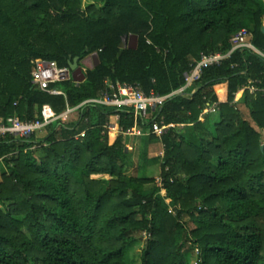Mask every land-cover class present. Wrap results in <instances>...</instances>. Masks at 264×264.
Returning <instances> with one entry per match:
<instances>
[{
	"label": "trees",
	"instance_id": "16d2710c",
	"mask_svg": "<svg viewBox=\"0 0 264 264\" xmlns=\"http://www.w3.org/2000/svg\"><path fill=\"white\" fill-rule=\"evenodd\" d=\"M263 16L258 0H0V123L32 120L44 104L63 113L106 79L169 95L242 29L264 52ZM75 57L77 85L51 83L62 91L52 95L32 83L36 60ZM157 114L172 126L141 138L162 144L161 186L124 175L118 129L133 119L122 110L84 104L43 138L0 136V264H264V59L233 50Z\"/></svg>",
	"mask_w": 264,
	"mask_h": 264
},
{
	"label": "built area",
	"instance_id": "2783aa9c",
	"mask_svg": "<svg viewBox=\"0 0 264 264\" xmlns=\"http://www.w3.org/2000/svg\"><path fill=\"white\" fill-rule=\"evenodd\" d=\"M250 33L246 29L240 30L238 33L231 37L233 43L232 49L223 52H213L209 54H201L200 59L195 61L194 66L189 72L184 73L186 84L178 90L170 93L169 95H158L154 92L146 94L141 86L137 83H125L119 81H111L106 79L103 89L100 90L99 96L90 98L76 107H68L63 113L56 114L48 104L42 105L40 115L32 120H20L16 116H10L4 123H0V136H15L21 138H30L37 132H42L46 126L58 119L63 120L74 112L78 107L84 104H100L112 107L116 112L122 110L133 119L131 127L125 130L119 128L118 130L127 136H147L154 135L160 138L166 133L171 124H166L162 116L158 117L157 109L163 101L173 94L181 93L186 86L191 82L198 79L202 73V68L209 65H217L226 58L230 53L237 48H245L257 53L264 59V52L257 49L249 40ZM72 71L69 67L58 66L54 60H36L31 69V81L40 90L47 91L49 94H62L60 89H49L51 83L61 82L72 79ZM75 85L79 81L74 79ZM213 110V109H212ZM211 111V110H210ZM151 121H148L149 116H154ZM119 119V115H114V121ZM142 123V126L140 124ZM108 133L116 130L113 121L108 122ZM85 131H82L76 138L83 137ZM161 186V179L158 181Z\"/></svg>",
	"mask_w": 264,
	"mask_h": 264
},
{
	"label": "rangeland",
	"instance_id": "374dc122",
	"mask_svg": "<svg viewBox=\"0 0 264 264\" xmlns=\"http://www.w3.org/2000/svg\"><path fill=\"white\" fill-rule=\"evenodd\" d=\"M264 6V0H258ZM263 25H264V16H263ZM85 60V59H84ZM82 60L81 63L84 61ZM84 66V65H83ZM88 66H92L89 64ZM235 99L238 101H242V92H238L235 94ZM75 117V114L73 115ZM203 118V117H201ZM211 121V120H210ZM209 121V123H210ZM184 131L183 127H179L178 131ZM37 135L40 137H45L47 134L45 130L42 132H37ZM128 141V156L129 161L124 167V175L128 177L129 175H133L135 177H152L155 178V184L159 186L158 181L160 180V172H161V163H162V155H163V147L159 140H156V143L148 142L147 139L135 136H127ZM263 145H264V132L262 134ZM145 187H147L145 185ZM148 236V235H147ZM146 237L143 235V239ZM142 249V242L136 244L132 250V257L135 261L139 260V255ZM197 250H194L196 253Z\"/></svg>",
	"mask_w": 264,
	"mask_h": 264
},
{
	"label": "water",
	"instance_id": "95a60500",
	"mask_svg": "<svg viewBox=\"0 0 264 264\" xmlns=\"http://www.w3.org/2000/svg\"><path fill=\"white\" fill-rule=\"evenodd\" d=\"M261 31L264 33V26L261 27ZM93 61H96V54L92 55ZM69 68L72 71L73 79L81 81L84 78L81 68L78 66V58L75 57L72 62H69ZM263 147V146H262Z\"/></svg>",
	"mask_w": 264,
	"mask_h": 264
},
{
	"label": "crops",
	"instance_id": "0c3cea01",
	"mask_svg": "<svg viewBox=\"0 0 264 264\" xmlns=\"http://www.w3.org/2000/svg\"><path fill=\"white\" fill-rule=\"evenodd\" d=\"M82 64L84 65V67H89V68L92 67V66H88L89 64L93 65V58H92V56H89V57L85 58V60L82 62Z\"/></svg>",
	"mask_w": 264,
	"mask_h": 264
},
{
	"label": "bare ground",
	"instance_id": "6f19581e",
	"mask_svg": "<svg viewBox=\"0 0 264 264\" xmlns=\"http://www.w3.org/2000/svg\"><path fill=\"white\" fill-rule=\"evenodd\" d=\"M69 67V66H68Z\"/></svg>",
	"mask_w": 264,
	"mask_h": 264
}]
</instances>
